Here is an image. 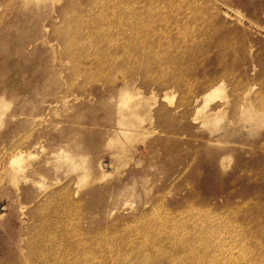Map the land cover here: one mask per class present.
<instances>
[{"label":"rangeland","instance_id":"1","mask_svg":"<svg viewBox=\"0 0 264 264\" xmlns=\"http://www.w3.org/2000/svg\"><path fill=\"white\" fill-rule=\"evenodd\" d=\"M33 4L0 0V264H264V0ZM221 79L210 134L195 100ZM126 83L156 133L124 150ZM18 149L38 173L15 186ZM64 151L92 166L80 185Z\"/></svg>","mask_w":264,"mask_h":264},{"label":"bare ground","instance_id":"2","mask_svg":"<svg viewBox=\"0 0 264 264\" xmlns=\"http://www.w3.org/2000/svg\"><path fill=\"white\" fill-rule=\"evenodd\" d=\"M27 1L34 3V4H41L42 2L44 3L47 0H27ZM26 5H30V4H26ZM76 24H77V21L72 20L71 27L72 28L73 26L76 27ZM69 38L65 40L67 44L68 42L70 43ZM74 69L78 70L76 66H74ZM120 85H121V88L118 90V98H117L116 107H115L116 114H117L118 130L114 133V137L112 136V138L109 140V144L110 146H113V145L116 147L119 146L120 149L125 150L127 144H132L133 142L139 141V140L145 141L147 138H150L153 135V132L154 133L156 132L154 130L153 132L151 131L152 130L151 124L153 123L152 122L153 116L152 114H150V107L147 103L148 100L141 93L139 92L135 93L133 90H130L131 88L129 84L126 83L125 85L123 84V86L122 84ZM249 91L246 93H243L242 97H240L239 103H240L241 118L245 121L244 123H249L250 126L253 127L252 121H257L259 118V114L258 112H254L253 104L249 100V96H250ZM165 97L168 98V95L166 94ZM227 98L228 96L226 94V85L224 81L221 79L217 81L216 83H214L213 85L209 86L204 92L199 94V96L195 100V103L197 104V107H196L197 114L195 115L194 120L200 121L201 127L208 129L210 134H217L221 131V129H223L221 125H222V121L225 118V109L222 106H219V107L217 105H216L217 107L212 106V103H214L217 100L225 101ZM10 105L11 103L6 101L4 97H0V121L4 117V115H6L5 113L9 109ZM219 147H220V144H219ZM121 154L123 155V153ZM37 155L39 154L33 153L30 150L28 152L26 150L25 152L24 149L23 151L18 149V151L12 155L10 162H9V180L12 184L17 186L21 181L27 182L33 179L32 176L38 173L37 172L38 169L36 168V165L33 163V159H35ZM75 155L76 156L72 155L70 152L68 153V151L67 152L64 151V153H61L59 155V157L61 158L60 160H63V161L59 162L58 165H62V163L67 164L68 167H70L73 171H76V172L78 171L79 172V176H78L79 182L78 183L80 185L83 181L88 179L90 175L89 172H91L92 166L90 165L89 162H87L85 157H80V156L77 157L78 154H75ZM54 162L55 164H57L56 161ZM220 164L221 165L224 164V158H221ZM106 176H108V174L103 172V175L101 176V178H104ZM33 182L34 184H36L35 181ZM146 258L148 257H145V260ZM149 259L151 258H148V260Z\"/></svg>","mask_w":264,"mask_h":264}]
</instances>
